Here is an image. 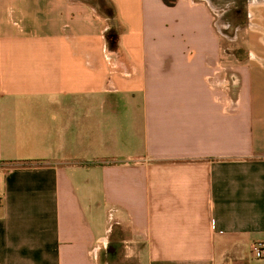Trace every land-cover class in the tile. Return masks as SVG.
<instances>
[{"label":"crops","instance_id":"1","mask_svg":"<svg viewBox=\"0 0 264 264\" xmlns=\"http://www.w3.org/2000/svg\"><path fill=\"white\" fill-rule=\"evenodd\" d=\"M236 31L206 0H0V264H264V0Z\"/></svg>","mask_w":264,"mask_h":264},{"label":"rangeland","instance_id":"2","mask_svg":"<svg viewBox=\"0 0 264 264\" xmlns=\"http://www.w3.org/2000/svg\"><path fill=\"white\" fill-rule=\"evenodd\" d=\"M213 11L215 29L220 35L221 43L229 55L239 54L242 49L239 41L243 35L236 31L245 25V8L247 0H206ZM236 41L238 43H236ZM225 63H229L224 59Z\"/></svg>","mask_w":264,"mask_h":264},{"label":"built area","instance_id":"3","mask_svg":"<svg viewBox=\"0 0 264 264\" xmlns=\"http://www.w3.org/2000/svg\"><path fill=\"white\" fill-rule=\"evenodd\" d=\"M251 253L256 259H262L264 257V244L260 242L253 243Z\"/></svg>","mask_w":264,"mask_h":264},{"label":"trees","instance_id":"4","mask_svg":"<svg viewBox=\"0 0 264 264\" xmlns=\"http://www.w3.org/2000/svg\"><path fill=\"white\" fill-rule=\"evenodd\" d=\"M163 2L167 5H172L175 2V0H163Z\"/></svg>","mask_w":264,"mask_h":264}]
</instances>
